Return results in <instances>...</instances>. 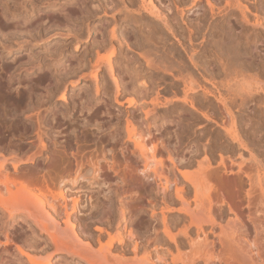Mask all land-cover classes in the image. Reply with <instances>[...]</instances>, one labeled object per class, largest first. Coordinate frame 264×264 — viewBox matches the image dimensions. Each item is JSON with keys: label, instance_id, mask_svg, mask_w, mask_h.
Instances as JSON below:
<instances>
[{"label": "rangeland", "instance_id": "obj_1", "mask_svg": "<svg viewBox=\"0 0 264 264\" xmlns=\"http://www.w3.org/2000/svg\"><path fill=\"white\" fill-rule=\"evenodd\" d=\"M31 1L35 3V33H32L33 30L25 32L27 37L23 33L29 42L27 49L14 50L3 59L5 64L2 63L0 53V149H3L5 155L14 152L22 158L35 153L36 161L34 164H20L18 171H14L12 165L8 164L0 175V181L10 182L12 191L27 187L33 199L45 205V210L35 215L38 221L44 222L47 211L51 212L49 206L52 198L66 188L70 210L72 200L77 199L76 217L82 225H86V235L93 238L95 244V229L100 225L99 222L108 221L103 216L109 217L112 230L117 227L123 183L117 179L111 166L113 157L122 160L121 151L127 141L129 120L139 123L149 132L147 139L163 137L182 164L194 165L190 170H194L197 163L207 156L211 157L206 147L214 141L223 147L229 146L231 154H242L247 160L251 151L264 164V92L261 90L252 92L251 105L242 109L235 106L234 109L237 111L236 131L249 151L232 144L220 126L207 122L199 112H190L188 108H185L183 117L193 120L190 129L182 127L176 119L181 106L171 107L170 113L161 110L164 119L159 117L146 120L142 113V104L150 102L158 94L172 99L174 90V93L181 96L182 85L179 83L173 86L172 76L158 72L156 79L161 85L159 88L155 86L147 91L138 87L134 70L138 61L142 64L144 62L140 58L143 49L136 48L135 43L144 47L147 45L146 49L153 50L150 41L146 39L151 34L152 39L159 43V53L153 51V57L165 53L173 64H179L185 74L196 75L201 81L189 62V54L184 52L180 43L187 41L189 34L196 31L199 24L210 21L211 14L205 3L201 7H192V0H154L160 13L153 16L146 11L142 0ZM214 1L217 9H223L234 0ZM5 2L0 0V44L20 41L14 39L18 31L15 27L9 32L2 27L1 5ZM241 2L249 7L247 14L252 19L258 0ZM12 3L19 6L23 0H13ZM237 18H240L239 13L232 18V24L239 31L240 22L235 24ZM166 24L174 27V31L169 32ZM15 37L18 38L17 35ZM261 37L264 38V32L259 31L257 47L264 46L259 42ZM251 38L254 39V35ZM76 40L80 42L78 52L75 51ZM111 42L121 43L120 52L115 58L120 85L118 94L112 77L104 72H100L99 89L90 79H84L89 74L90 62L96 59L97 52L103 51ZM194 44L200 49V40H195ZM243 50L252 51L248 46H244ZM258 55L255 62L260 64L264 54ZM31 58L35 59L34 94L30 91L32 86L26 80L24 71L20 79L17 78L10 85L7 82L8 75L2 68L4 64L15 71L19 70L31 63ZM256 63L240 78L246 81L243 80L244 85L240 87L234 86L233 77L226 78L223 75H217L214 82L219 84V90L226 98L232 96L234 91L248 92L252 88L256 89L258 83L264 86V70H257ZM174 74L177 75L176 72ZM134 95L139 102L130 107L128 100ZM116 96L121 105L116 103ZM211 104L210 108L215 110L212 116L220 123L216 118V102L212 101ZM33 106L35 113L40 114V121L27 120ZM200 111L206 113V107ZM38 131L42 134L44 147H41ZM71 152L76 155V159L71 157ZM216 155H219L218 151ZM7 173L10 178L6 177ZM139 175L149 190L155 187L154 181L147 180L142 170ZM0 197L8 202L9 191L3 189ZM141 197L146 200L145 195ZM19 211L11 215L0 207V264H19V259L23 257L19 248L42 260L50 258L53 264H86L58 251L55 245L46 240V235L37 225L32 224V219ZM141 216L145 217L143 214ZM59 219L63 221V212ZM77 230L82 232L80 226ZM108 241L106 236L102 244L106 245Z\"/></svg>", "mask_w": 264, "mask_h": 264}, {"label": "bare ground", "instance_id": "obj_2", "mask_svg": "<svg viewBox=\"0 0 264 264\" xmlns=\"http://www.w3.org/2000/svg\"><path fill=\"white\" fill-rule=\"evenodd\" d=\"M12 2L13 0H6L1 5L2 27L7 32L15 27L18 30V34H15L18 38L14 35V39L20 41L0 44L2 63L14 50L27 49L29 42L25 38L26 33L32 30V33H35V3L23 0L18 6ZM142 2L149 14L159 15V8L154 0ZM203 3L211 14L210 21L199 24L196 31L189 34L187 41L180 43L184 52L189 54V62L201 81L196 75L185 74L179 64H173L165 53L157 56L159 43L152 39L151 34L146 39L150 41L149 45L153 46V50L146 49L147 45L144 47L135 43L136 48L143 49L140 58L144 62L142 64L138 61L134 70L138 87L147 91L155 86L159 88L161 85L156 79L158 72L172 76L173 86L179 83L182 85L181 96L174 93V90L172 99L157 93L150 102L142 104V113L146 120L159 117L164 119L165 115L161 114V110H168L170 113L171 107L181 106L176 119L181 122L182 127L190 129L193 120L183 117L185 108H188L190 112H199L207 122L220 126L232 144L249 151L245 141L236 131L237 111L234 109L235 106L242 109L251 105L252 92H264V86L258 83L256 89L252 88L248 92L234 91L232 96L226 98L214 80L217 75H223L226 78L233 77L235 87L246 83L240 78L256 63L258 54H264V46L257 47L256 42L258 32H264V0H258L252 19L247 14L249 7L241 0L227 3L223 9H217L214 0L191 1L192 7H201ZM237 13L240 18L235 19V24L240 22L239 31L232 24V18ZM165 27L169 32L174 31V27L168 24ZM251 35H254V39ZM259 39V42L264 44V38ZM195 40H200V49L195 47ZM79 43L76 40V52L79 50ZM119 43L111 42L103 51L99 50L96 59L94 58L90 67L88 66L91 68L88 76L84 77L98 87L100 72L110 75L118 89L117 94L120 85L116 75L115 58L120 52ZM244 46H248L252 51L243 50ZM153 51H156L155 57L152 56ZM32 58L29 60L31 63L16 71L4 65L5 63L2 68L8 75L7 82L10 85L17 78L20 79L24 71L26 80L32 86L30 91L34 94L35 59ZM256 69L264 70V59L260 64L256 63ZM205 84L212 88H207ZM221 87L224 88L225 85ZM123 90L126 91V88ZM115 99L116 103L121 105L118 96ZM212 101L216 102V118L220 123L212 116L215 114V110L210 108ZM138 102L135 95L128 100L130 107H134ZM205 107L206 113L201 112ZM30 113L27 120L40 121V114L35 113V106L31 107ZM38 129L41 130L40 127ZM39 133L40 131L37 136L41 147H44L42 134ZM148 135L149 132L139 123L132 120L127 122V141L121 151L122 160L113 157L111 166L117 179L123 183L117 227L112 230L109 217L103 216V219L108 221L99 222L100 225L95 229L98 245L93 238L86 235V225H82L76 217L77 199L72 200L70 210L66 188L52 198L49 206L51 212L47 211L44 222L38 221L35 215L40 210H45V205L36 202L25 186L12 191L10 182L0 181V195L3 189L9 191V203L0 197V207L11 215L20 210L32 219V224L37 225L46 235V240L55 245L58 251L74 256L86 264H264L263 161L251 151L248 160L242 154H231L229 146L223 147L218 141H214L206 147L211 152V157L207 156L198 162L192 171L190 169L194 165L182 164L178 155L168 148L163 137L154 136L147 139ZM2 150L0 175L8 164L12 165L14 171H18L20 164H34L36 161L35 153L22 158L14 152L5 155ZM217 151L219 155H216ZM71 157L76 159L72 152ZM141 170L147 180L154 181L153 189L149 190L140 177ZM6 177L10 178V175L7 173ZM142 195L146 196V200L142 199ZM61 212L64 213L63 221L59 219ZM142 214L145 217H142ZM45 222L51 225L48 226ZM79 226L82 228L81 233L77 230ZM106 236L109 241L103 245L102 239ZM19 250L23 255L19 264H53L50 258L42 260L20 248Z\"/></svg>", "mask_w": 264, "mask_h": 264}]
</instances>
